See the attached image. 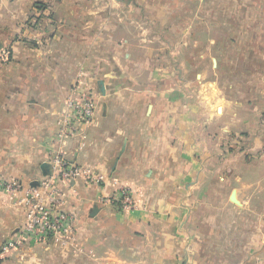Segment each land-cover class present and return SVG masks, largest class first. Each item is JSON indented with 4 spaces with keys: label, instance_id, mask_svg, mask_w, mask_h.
I'll list each match as a JSON object with an SVG mask.
<instances>
[{
    "label": "crops",
    "instance_id": "0c3cea01",
    "mask_svg": "<svg viewBox=\"0 0 264 264\" xmlns=\"http://www.w3.org/2000/svg\"><path fill=\"white\" fill-rule=\"evenodd\" d=\"M144 1L0 0V244L19 245L0 264H264V63L260 88L195 95L187 81H142L138 55L108 68L117 55L93 50L108 7L163 0ZM88 22L105 27L99 37ZM82 90L95 96V115L61 137L66 103ZM56 155L103 182L58 183L72 241L24 239L26 208L1 183L38 185ZM121 186L133 208L111 200Z\"/></svg>",
    "mask_w": 264,
    "mask_h": 264
},
{
    "label": "rangeland",
    "instance_id": "374dc122",
    "mask_svg": "<svg viewBox=\"0 0 264 264\" xmlns=\"http://www.w3.org/2000/svg\"><path fill=\"white\" fill-rule=\"evenodd\" d=\"M207 1L210 4L195 6L192 3L170 5L163 0L150 7L141 3L139 8L110 4L108 22L102 25L108 26L106 34L111 36L108 42L104 39L107 35L98 38V41L104 40L103 44L93 50L100 53L102 49L117 55L116 60L113 55L108 58V68L115 61L121 66L130 57L138 55L143 62L140 66L142 81H148L154 74L162 76L157 89H164L171 82L173 86H182L186 81L189 84L186 89L192 95L202 86L206 93L219 86L233 91L248 88L246 86L260 88L264 63V0ZM102 25L88 22L82 26L88 32L92 28V33L99 37L105 28H101ZM130 65L127 64L129 68ZM229 84L235 87H228ZM6 193L12 197L13 205H21L16 194ZM24 223L25 220L20 232ZM6 246L8 248L4 249ZM17 247L14 239L4 241L0 244V255Z\"/></svg>",
    "mask_w": 264,
    "mask_h": 264
},
{
    "label": "built area",
    "instance_id": "2783aa9c",
    "mask_svg": "<svg viewBox=\"0 0 264 264\" xmlns=\"http://www.w3.org/2000/svg\"><path fill=\"white\" fill-rule=\"evenodd\" d=\"M96 108L95 96L90 91L82 90L79 96L69 99L62 114L60 136H75L80 125L94 117ZM81 177L99 184L103 182L102 175L56 155L50 175L39 181L38 185H26L19 180L1 183L6 191L16 194L19 202L26 208L22 232L28 238L40 242L55 238L65 243L74 239V216L60 209L62 199L58 183H71ZM113 196L111 200L124 209L133 208L136 204L130 187L121 186Z\"/></svg>",
    "mask_w": 264,
    "mask_h": 264
},
{
    "label": "water",
    "instance_id": "95a60500",
    "mask_svg": "<svg viewBox=\"0 0 264 264\" xmlns=\"http://www.w3.org/2000/svg\"><path fill=\"white\" fill-rule=\"evenodd\" d=\"M47 168H50L49 165H47ZM32 185H34V184H32Z\"/></svg>",
    "mask_w": 264,
    "mask_h": 264
}]
</instances>
